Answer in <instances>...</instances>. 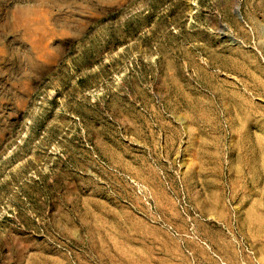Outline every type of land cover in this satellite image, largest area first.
<instances>
[{
  "label": "rangeland",
  "instance_id": "obj_1",
  "mask_svg": "<svg viewBox=\"0 0 264 264\" xmlns=\"http://www.w3.org/2000/svg\"><path fill=\"white\" fill-rule=\"evenodd\" d=\"M0 264H264V0H0Z\"/></svg>",
  "mask_w": 264,
  "mask_h": 264
}]
</instances>
